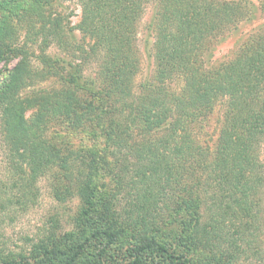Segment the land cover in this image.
<instances>
[{
    "label": "trees",
    "instance_id": "obj_1",
    "mask_svg": "<svg viewBox=\"0 0 264 264\" xmlns=\"http://www.w3.org/2000/svg\"><path fill=\"white\" fill-rule=\"evenodd\" d=\"M54 1L61 0H0V64L15 61L0 78V120L10 161L18 160L12 169L33 182L55 168L53 199L75 198L79 206L71 230L62 233L54 220L27 253L0 249V264H193L196 252L208 257L204 264H234L259 230L264 46L209 73L193 57L216 28L240 21L239 8L204 0H73L81 9L75 39L66 19L46 13ZM148 6L151 71L137 80L136 37ZM14 22L41 38V50L59 51L40 56L55 78L45 88L34 87L42 73L28 52L13 46ZM179 78L183 87L174 94L169 85ZM217 103L222 120L214 124L213 148L211 141L199 145L194 125L202 127ZM49 127L81 149L65 139L56 147L45 136ZM97 146L112 159L110 169ZM101 172L111 188L99 200Z\"/></svg>",
    "mask_w": 264,
    "mask_h": 264
},
{
    "label": "rangeland",
    "instance_id": "obj_2",
    "mask_svg": "<svg viewBox=\"0 0 264 264\" xmlns=\"http://www.w3.org/2000/svg\"><path fill=\"white\" fill-rule=\"evenodd\" d=\"M204 1L206 3L228 4L239 8L240 21L230 24L228 27L222 26L216 28L217 34L207 36L203 40L202 53L198 57H195V55L193 57L194 63L197 67L200 66L203 72H215L221 67L233 65L248 49H253V46L258 47L259 44L264 46V42L261 41L262 39L264 40V0ZM45 11L50 15H59L62 19H66L68 27L71 29L70 35L75 39L79 38L80 35L75 27L80 21L81 9L77 2L73 0L54 1ZM153 13L154 9L152 6H148L139 23L136 38L141 52V71L137 80L149 77V72L151 71L149 44H151L154 36V33L150 29ZM17 24L16 22L13 24L15 35L13 46L23 48L28 52V56H30L29 64L34 71L42 73L40 74L41 82H37L36 80L37 84L34 87L45 88L51 82H54L53 79L55 78L47 75L49 69L41 63L40 56L49 57L53 54L58 55L59 51L54 46L47 48L45 51L41 50L43 49L40 45L41 38L34 37L31 39L30 36L26 35L25 29L17 27ZM84 47V49H87L86 46ZM14 63L15 61H12L9 65L0 64V78L4 70L11 69ZM183 79L179 78L173 81L169 85V90L174 94H179L183 87ZM29 89L31 90L32 87ZM262 95L264 97V89ZM219 105L217 103L213 107L214 114L204 120L202 127L194 125L193 136L199 145L204 141H211L209 147L213 146L215 136L217 135V127L214 124H217L219 127L222 120ZM26 119L29 121L30 117L26 115ZM61 131L59 127H49L45 130V136L50 138L56 147H59L63 143V139H65V143L73 147H80L77 139H68V135H65ZM3 132L0 120V249L4 250L5 253L24 254L28 252L32 243L52 229V221L57 220L59 222V230L62 233L71 230L72 224L70 220L76 213L79 202L75 198L66 200L64 203H58L53 199L51 183L55 182V172L53 171L55 168H51V171L45 170L33 182L27 180V171L15 172L12 169V163H16L18 160L14 157L13 160L15 161H10V141L5 138ZM100 148L97 146L95 151L103 156V159L106 160V166L110 169L113 166V161L108 157L106 150L102 146ZM259 160L264 168V145L260 151ZM19 165L22 166V169H26L25 165L20 162ZM108 171L107 174L109 173ZM100 175L102 177L99 185L102 182L103 186L100 187L97 193L99 200L104 199L111 188L109 178L103 177L105 173L101 172ZM262 175L263 186L260 190L261 194H258L261 199L260 219L258 221L259 230L253 231V236H247L250 242L249 247L245 248L242 256L234 264H264V169ZM194 179L195 177L192 178V181ZM168 236L170 235L168 234ZM125 245L122 244L119 248ZM190 258L193 264L209 262L208 257L204 253L196 252L195 254H191Z\"/></svg>",
    "mask_w": 264,
    "mask_h": 264
}]
</instances>
